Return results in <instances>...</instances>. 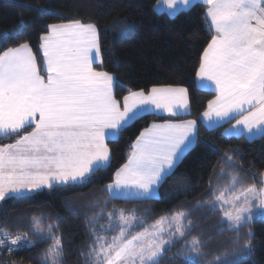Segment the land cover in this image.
<instances>
[{
  "label": "snow or ice",
  "instance_id": "obj_1",
  "mask_svg": "<svg viewBox=\"0 0 264 264\" xmlns=\"http://www.w3.org/2000/svg\"><path fill=\"white\" fill-rule=\"evenodd\" d=\"M193 0H158L170 13L187 8ZM207 11L205 23L211 38L199 59L196 77L201 86L215 93L200 114L207 128L235 120L229 135L247 133L264 136V0H201ZM42 14L43 9H38ZM40 36L42 65L28 42L0 52V201L43 188L83 184L111 162L107 141L118 140L120 132L146 113L188 115V89L179 85H154L128 90L121 102L113 89L122 82L113 74L97 70L102 63L99 29L95 23L69 19L48 24ZM42 73H46L44 76ZM31 128V131L26 129ZM197 140V120H165L142 130L131 145L126 163L116 169L113 181L104 186L109 198H151ZM215 149V145H208ZM229 149L221 156L228 168L236 169ZM209 179L208 196L196 208L219 212L218 230L235 233L234 245L209 264H226L237 252L251 254L254 233L250 225L264 219V174L259 184L245 185L239 170L216 167ZM107 203V200H105ZM99 206V205H97ZM103 214V209L94 222ZM190 211L162 216L144 231L131 234L143 218L135 210L107 212L108 224L101 232L119 231L111 237L91 229L87 264H158L167 248L183 240L192 230ZM32 235L53 242L42 255V264H62V237L53 235L33 218ZM246 225L243 245L240 232ZM28 233L11 236L0 230V247L9 253L33 241ZM180 257L203 255L199 236L186 240ZM186 264H204L191 259Z\"/></svg>",
  "mask_w": 264,
  "mask_h": 264
},
{
  "label": "trees",
  "instance_id": "obj_2",
  "mask_svg": "<svg viewBox=\"0 0 264 264\" xmlns=\"http://www.w3.org/2000/svg\"><path fill=\"white\" fill-rule=\"evenodd\" d=\"M157 1L0 0V52L28 42L38 65H41L40 36L47 31L48 24L69 19L95 23L101 44L102 63L98 67L122 82V86L114 87L117 100L121 101L129 89L147 91L154 85H179L188 89L189 117L197 120L195 144L164 178L157 197L109 198L104 188L116 169L126 161L140 131L151 122L169 118L147 113L124 128L118 140L107 141L111 150L110 165L94 173L85 183L58 185L0 201V230H7L10 234L28 233V238L33 241V244L23 245L11 253L7 246L1 248L0 264H42L41 253L53 241L32 235L33 218H38L44 229L50 224H58L52 232L62 237V264H87L93 223L97 234L106 233L101 232L100 226L108 222L107 212L113 209H125L126 214L135 210V215L143 218L142 227L155 223L165 214L171 216L174 211L191 212L188 219L194 222L192 230L183 240L167 248L158 264H186L191 259L209 264L214 257L233 247L236 234L218 230L219 212L196 208L195 205L197 200L203 202L208 198L205 194L210 178L214 185L224 183L213 177L214 166L217 176L224 167L227 171L239 170L245 185L259 184L264 172V136L226 135L223 126L209 129L203 125L200 114L214 95L213 91L200 88L195 82L200 56L211 38L205 23L207 9L202 2L195 1L172 16L165 11H156ZM38 9H43V13ZM14 139L0 140V143ZM208 145H215V149ZM229 149L236 150L230 153L236 169L228 168L221 160ZM101 209L103 214L90 222V217L96 216ZM248 227L241 229V246ZM250 227L254 233L253 252L230 255L226 264H264V219H255ZM112 233L107 231V235ZM193 236L201 238L203 255H175L181 250L187 252L182 246Z\"/></svg>",
  "mask_w": 264,
  "mask_h": 264
},
{
  "label": "crops",
  "instance_id": "obj_3",
  "mask_svg": "<svg viewBox=\"0 0 264 264\" xmlns=\"http://www.w3.org/2000/svg\"><path fill=\"white\" fill-rule=\"evenodd\" d=\"M207 11V10H206ZM67 22V21H66ZM66 22H59V23H66ZM87 23V22H86ZM54 24H56V23H54ZM40 43H41V41H40ZM40 45V44H39ZM40 49V48H39ZM41 52V51H40ZM41 55H42V52H41ZM41 63H43V55H42V62ZM42 65V64H41ZM100 65V63H97V64H95L94 65V67L97 69V70H102L101 68H99L98 66ZM102 71H104V70H102ZM112 74V73H111ZM42 75H44V76H46L47 74L46 73H42ZM114 75V74H113ZM115 77V76H114ZM195 82H196V84H197V86L198 87H200V88H204V89H207V88H205V87H202L201 86V83H200V81L197 79V77H196V74H195ZM183 87V86H182ZM209 90V89H208ZM113 93H114V89H113ZM128 94V93H127ZM126 94V95H127ZM214 95H215V93H214ZM214 95H213V97H214ZM188 97H189V93H188ZM212 97V98H213ZM211 98V99H212ZM121 109L123 108V99H121ZM206 106H207V104H206ZM206 108V107H205ZM205 110V109H204ZM149 113H151V112H149ZM189 113H190V104H189ZM147 114V113H146ZM153 114V113H152ZM155 115H158V116H166V117H169L171 120H189V119H194V118H192V117H189V114L188 115H181V116H175L174 118H172L173 116H171L169 113H167V112H159V113H156ZM177 117H179V118H177ZM169 118H167V119H165V120H169ZM200 118H201V116H200ZM165 120H162V121H155V123H163ZM201 122L203 123V125L204 126H206L205 125V123H204V121L202 120V118H201ZM152 123H154V122H151L150 124H152ZM149 124V125H150ZM232 124H235V120H231V121H229V122H227V123H224L223 124V128H222V131L224 132V134H226L225 133V129H228V128H230L231 127V125ZM148 125V126H149ZM148 126H146L145 128H147ZM207 127V126H206ZM144 128V129H145ZM144 129H142V130H144ZM141 130V131H142ZM26 131H31V128H28V129H26ZM140 131V132H141ZM140 134V133H139ZM138 134V135H139ZM137 135V136H138ZM226 135H229V134H226ZM239 135H244V136H246V137H248V135H247V133H241V134H239ZM249 138V137H248ZM136 139V138H135ZM135 139H134V141H135ZM14 140H12V141H10V142H7V143H11V142H13ZM133 141V142H134ZM130 152H131V150H130ZM130 152H129V154H130ZM128 154V155H129ZM128 157V156H127ZM126 161H127V159H126ZM126 161L124 162V163H126ZM123 163V164H124ZM122 164V165H123ZM177 166V165H176ZM121 167V166H120ZM119 167V168H120ZM175 169V168H174ZM263 174H264V172H263ZM113 178H114V175H113ZM113 178H112V180L109 182V183H111L112 181H113ZM164 180V179H163ZM163 182V181H162ZM161 182V183H162ZM109 183H107V184H109ZM161 183L159 184V186L157 187V189H156V191H155V193H154V195L151 197V198H154V197H157L158 196V193H159V187H160V185H161ZM106 184V185H107ZM43 189H47V188H43ZM40 190H42V189H40ZM37 191H39V190H37ZM33 192H35V191H33ZM29 193H32V192H23V193H21V194H29ZM108 193V192H107ZM118 199H146V198H132V197H129V198H123V197H121V198H118Z\"/></svg>",
  "mask_w": 264,
  "mask_h": 264
},
{
  "label": "rangeland",
  "instance_id": "obj_4",
  "mask_svg": "<svg viewBox=\"0 0 264 264\" xmlns=\"http://www.w3.org/2000/svg\"><path fill=\"white\" fill-rule=\"evenodd\" d=\"M195 1H200L201 2V0H193V2L192 3H194ZM154 8H155V10L156 11H165L166 13H168L169 15H175V13L177 12H174V13H170V11L167 9V6L166 5H163V4H158V1L155 3V6H154ZM182 9H185V8H182ZM179 11V10H178ZM220 214V213H219ZM221 215V214H220ZM137 216V215H136ZM137 217H141V216H137ZM169 218H170V216H169ZM159 220V219H158ZM157 220V221H158ZM107 224H108V222L106 223V224H104V226H107ZM154 224V223H153ZM153 224H150V225H147V226H144V227H142L141 226V224H140V222L138 221L137 222V226L136 227H134L133 229H132V232H131V234H135V233H137V232H142V231H144V228L145 227H147V228H149V230H151V226L153 225ZM119 231V229L117 228V229H115V231H112L113 233L111 234V235H107V232L106 233H103V234H101V235H104V236H106L107 238H109V239H111V237L113 236V235H115L117 232Z\"/></svg>",
  "mask_w": 264,
  "mask_h": 264
},
{
  "label": "built area",
  "instance_id": "obj_5",
  "mask_svg": "<svg viewBox=\"0 0 264 264\" xmlns=\"http://www.w3.org/2000/svg\"><path fill=\"white\" fill-rule=\"evenodd\" d=\"M9 234H10V233H9ZM10 235H11V236H16V235H20V234H19V233H11ZM3 247H6V246H3ZM3 247H0V249L3 248Z\"/></svg>",
  "mask_w": 264,
  "mask_h": 264
}]
</instances>
